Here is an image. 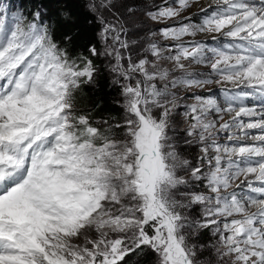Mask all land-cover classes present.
Here are the masks:
<instances>
[{"label":"snow or ice","instance_id":"snow-or-ice-1","mask_svg":"<svg viewBox=\"0 0 264 264\" xmlns=\"http://www.w3.org/2000/svg\"><path fill=\"white\" fill-rule=\"evenodd\" d=\"M193 8L198 22L185 16L160 30L176 42L168 47L122 39L124 25L100 17L104 50L88 51L113 61L124 112L114 122L77 108L82 86L94 83L93 60L70 55L39 10L8 20L11 9L0 8V264H139L141 256L264 264V0H179L147 17L163 23ZM212 84L221 85L222 103L194 94L185 108L184 143L201 152L193 165L172 117L185 100L180 89ZM218 130L234 143L218 142ZM191 181L209 194L192 191ZM194 205L204 206L203 219L185 214ZM202 229L215 237L207 260L191 240Z\"/></svg>","mask_w":264,"mask_h":264},{"label":"trees","instance_id":"trees-1","mask_svg":"<svg viewBox=\"0 0 264 264\" xmlns=\"http://www.w3.org/2000/svg\"><path fill=\"white\" fill-rule=\"evenodd\" d=\"M17 10L28 20L32 13L39 10L41 22L48 25L55 34L57 42L66 47L73 57L87 56L93 60L97 72L94 83L83 85L78 95L77 108L85 114H90L93 120L109 122L120 121L124 115L122 108L123 97L120 86L115 83L116 77L111 76L103 66L102 57L90 56L88 49L96 47L102 51L100 43V22L98 16L90 9L87 0H17ZM42 11L45 12L43 15ZM67 33L71 39L64 38ZM181 135V134H179ZM188 138H177L179 148L186 158L193 161L198 152L195 146L184 143ZM190 139V138H189ZM197 165L196 162H192ZM190 182V189H191ZM187 202V197L181 196ZM189 220H201V209L197 205L185 210ZM191 240L203 246L204 251L215 240L209 229H202ZM208 255H202V260H207ZM139 264H151V257L141 256L136 258Z\"/></svg>","mask_w":264,"mask_h":264},{"label":"rangeland","instance_id":"rangeland-1","mask_svg":"<svg viewBox=\"0 0 264 264\" xmlns=\"http://www.w3.org/2000/svg\"><path fill=\"white\" fill-rule=\"evenodd\" d=\"M87 1L89 4V7L93 4L99 3V0H87ZM201 2L203 3L205 2V0H201ZM113 3H115L116 6L115 8H112L111 11H108L105 9H99V11H93L91 7L90 9L98 16L99 20H100V17L103 16L107 21L111 23L118 24V25L122 23L124 25L127 35H122L121 38L128 39V40H137L138 43L143 44L144 47H147V44L145 43V41L148 39L154 40L164 47H168L172 45L173 43H176L173 41L163 40V38L160 36V30L168 26H173V27L178 26L179 23L181 22H185V23L188 22L184 20L185 16H188L191 20L198 22L199 19L203 15L202 13L199 12L198 8H193L186 13H182L181 17H178L175 20H168L163 23H156L148 19L147 13L149 11L155 12L165 7H173V8L178 7L179 0H113ZM128 8H131L132 12H128L127 11ZM42 13L43 15H45L44 11H42ZM101 27L102 26L100 24V28ZM152 33H156V35H152ZM99 38H100V35H99ZM188 39L190 38H185V41H187ZM197 39H203V38L198 36ZM204 42L209 44V46L211 47L216 46L215 41H208L207 39H204ZM100 43H101L102 51H103L104 44L101 41V38H100ZM136 48H137V45H132V50H133L132 54H133L134 59L137 56ZM139 55L141 56L145 55L143 48L139 49ZM101 57H102V60L104 61L103 62L104 69L111 76L116 77V80H117L118 79L117 75L111 71V67L113 63L112 59L109 57H104V56H101ZM162 66L167 67L169 69H171L172 67L170 64L166 62H162ZM192 70L197 71V72H205V73L209 71L207 69H203L195 65L193 66ZM174 75H179V73H174ZM158 86L162 87V84H159L158 82ZM194 94L203 95V96H213L219 102L221 103L223 102V92L221 91V85L212 84L203 89H191V90H188L187 92L184 89H180L178 92V95L185 97V100L181 101L180 107L176 109L172 117L173 120L175 121V125L173 128V134H174L175 139L181 136H183V139L190 138L186 136V130H187L189 121L188 119H186L184 113H185V108L187 107V105L195 103V100L191 98ZM254 102L255 101H252L251 104ZM212 118L215 120H218V117L216 116H213ZM225 118L228 119V117H225ZM249 131L252 134H256V135L260 134L259 130H249ZM237 134L239 135V133ZM216 135H217L218 142L234 143V141L230 142L225 139L226 133L222 130H218ZM242 142L248 143L250 142V140H243ZM193 145L197 149L198 155L196 159L193 160L192 162H196V164H198L199 163L198 158L201 155L200 146L195 143ZM204 167H206V165H204ZM238 182L239 181H237V183ZM191 190L197 191V192H204L206 195L209 194L207 193L203 184L198 181H192ZM197 206L200 207L201 209V219H203L204 206L202 205H197ZM213 243H215V240ZM210 247L211 246H209L208 249H206L203 254L204 256L208 255L207 259L210 258L209 251H208Z\"/></svg>","mask_w":264,"mask_h":264}]
</instances>
